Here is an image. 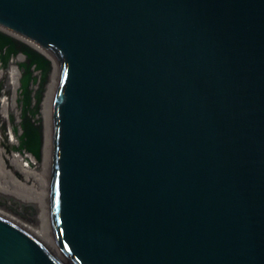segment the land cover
<instances>
[{"label": "water", "instance_id": "95a60500", "mask_svg": "<svg viewBox=\"0 0 264 264\" xmlns=\"http://www.w3.org/2000/svg\"><path fill=\"white\" fill-rule=\"evenodd\" d=\"M62 58L49 212L0 264H264V0H0Z\"/></svg>", "mask_w": 264, "mask_h": 264}, {"label": "bare ground", "instance_id": "6f19581e", "mask_svg": "<svg viewBox=\"0 0 264 264\" xmlns=\"http://www.w3.org/2000/svg\"><path fill=\"white\" fill-rule=\"evenodd\" d=\"M28 50H36L49 59L46 66L44 60L40 73L32 74L33 69L27 68L31 61L27 57ZM61 71L62 58L55 50L33 37L0 24V211L22 223L31 232L41 235L46 242L50 239L52 249L60 256L62 252L54 237L48 207L51 179L50 120ZM33 83L37 86L35 93L44 101L37 107L38 110L29 104ZM46 127L49 128L48 132ZM41 132L46 134L47 143L36 137ZM4 143L12 147V154L8 153ZM13 168L24 171L26 175H23V181L14 180ZM27 176L30 180H27ZM47 182L48 187H44ZM21 198L37 201L41 205L47 202V224L42 214L28 212L27 207L18 202Z\"/></svg>", "mask_w": 264, "mask_h": 264}, {"label": "rangeland", "instance_id": "374dc122", "mask_svg": "<svg viewBox=\"0 0 264 264\" xmlns=\"http://www.w3.org/2000/svg\"><path fill=\"white\" fill-rule=\"evenodd\" d=\"M27 57L31 60L30 62H29V64H28V69L30 68V69H33V70H31L32 71V74H37V73H40V71H41V69H42V64H43V62H45L44 60H46V62L44 63V66H46L47 65V63L49 62V59L47 60L41 53H39L38 51H36V50H28V54H27ZM50 58V57H49ZM53 58V57H52ZM46 64V65H45ZM25 66V65H24ZM54 69H55V62H54ZM36 82V81H35ZM35 87H37L36 86V83H33L32 84V89H31V91L29 92L30 94H31V101L29 102V104H31L34 108H35V110H38V108L37 107H39L40 106V104L42 105L43 104V99L42 98H40L39 97V94L38 93H35ZM54 92V91H53ZM51 106H52V104H51ZM50 126H52V121L50 120ZM46 130H47V132L49 131V128L48 127H46L45 128ZM50 129H51V127H50ZM36 137L37 138H41V140L44 142V143H47V136H46V134H44V132H41V133H37L36 134ZM50 145L52 146V131H51V138H50ZM3 145H5V147L7 148V151H8V153L9 154H12V147L10 146V145H8V144H3ZM47 149H48V145H47ZM50 150H51V147H50ZM50 153H52V151H50ZM47 156H49V155H47ZM51 156H52V154H50V160H49V165H50V173H51ZM13 178H14V180L15 181H17V182H20V181H23V175L25 174L24 173V171L23 170H20V169H15V168H13ZM26 175V174H25ZM27 178V180H30V178L27 176L26 177ZM50 181H51V179H50ZM47 185V186H46ZM46 185H43L44 187H48V182H47V184ZM50 185V184H49ZM50 187V186H49ZM50 194V193H49ZM24 200H25V202H24ZM18 202H21L24 206H26L27 207V211L28 212H32V213H34V214H37V213H40V214H42L43 215V218H44V221L46 222V224H47V212H46V206H47V202L46 203H44V204H40L39 202H37V201H35V202H33V201H31V200H28V199H26V198H21V199H19L18 200ZM31 207V208H30ZM48 209H49V207H48ZM45 211V212H44ZM49 219H50V216H49ZM51 220V219H50ZM48 227V226H47ZM49 232V231H48ZM47 232V234L49 235V233ZM36 234V233H35ZM36 235H38L39 237H41L43 240H44V238L41 236V235H39V234H36ZM45 241V240H44ZM49 241H50V239H49ZM46 242L51 248H52V246H51V242Z\"/></svg>", "mask_w": 264, "mask_h": 264}]
</instances>
